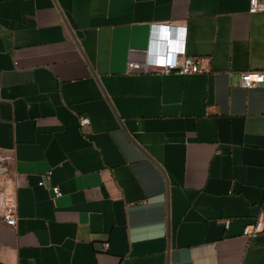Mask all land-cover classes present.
I'll list each match as a JSON object with an SVG mask.
<instances>
[{
	"label": "crops",
	"instance_id": "0c3cea01",
	"mask_svg": "<svg viewBox=\"0 0 264 264\" xmlns=\"http://www.w3.org/2000/svg\"><path fill=\"white\" fill-rule=\"evenodd\" d=\"M249 8L0 0V194L19 217L0 264H264V232L244 235L264 219V85L232 87L264 71ZM153 24L187 27L205 72H129Z\"/></svg>",
	"mask_w": 264,
	"mask_h": 264
},
{
	"label": "built area",
	"instance_id": "2783aa9c",
	"mask_svg": "<svg viewBox=\"0 0 264 264\" xmlns=\"http://www.w3.org/2000/svg\"><path fill=\"white\" fill-rule=\"evenodd\" d=\"M249 12L251 14L264 13V0H249ZM173 29L179 32V37L172 38ZM151 44L159 43V47L149 51L150 59L147 64L141 67L131 60L128 63V71L133 73L137 71H152L161 74L177 73L182 76L202 74L205 69L202 66V60L187 56L185 43L187 27L157 25L153 24L151 29ZM157 33V36L154 35ZM237 82L232 87L252 88L254 86L264 85V71L240 72L237 74ZM91 125L87 117L79 119V126L84 129ZM46 180L39 182L40 186H45ZM52 191L56 198L62 197L59 187H53ZM0 219L9 227L15 228L18 224V203L14 194H0ZM231 220L225 221V227L229 228ZM264 232V219L259 218L254 224L246 226L244 235L250 239L256 238ZM108 243L104 245L108 248Z\"/></svg>",
	"mask_w": 264,
	"mask_h": 264
}]
</instances>
